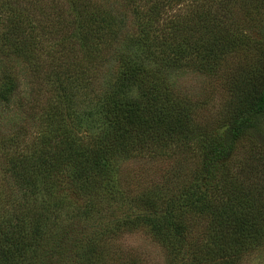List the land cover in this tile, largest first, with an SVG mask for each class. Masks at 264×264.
Masks as SVG:
<instances>
[{
    "label": "trees",
    "instance_id": "16d2710c",
    "mask_svg": "<svg viewBox=\"0 0 264 264\" xmlns=\"http://www.w3.org/2000/svg\"><path fill=\"white\" fill-rule=\"evenodd\" d=\"M126 3L124 31L104 0H0V104L20 87L11 57L32 78L23 120L0 135V264H50L56 229L92 218L96 201L123 203L121 163L174 149L193 152L196 173L165 195L128 197L122 222L86 237L69 264H141L104 249L133 230L167 264H240L264 249V0ZM182 71L225 91L214 127L172 86Z\"/></svg>",
    "mask_w": 264,
    "mask_h": 264
},
{
    "label": "rangeland",
    "instance_id": "374dc122",
    "mask_svg": "<svg viewBox=\"0 0 264 264\" xmlns=\"http://www.w3.org/2000/svg\"><path fill=\"white\" fill-rule=\"evenodd\" d=\"M112 2L113 0H104L105 5L113 4ZM114 3L110 5V8L114 10L112 13L117 19H123L124 23L121 22V24H124L125 28L122 30H128L135 20L133 13L131 14L126 9L128 7L126 0H114ZM121 11L125 14V17H123ZM176 11L179 12V9H176ZM45 35L46 37L48 36L47 34ZM49 38H52V36ZM56 41L45 43L44 47L48 46L57 50ZM7 62V65L12 66V73L16 75L20 87L14 98L5 105L0 104V135H6V132L9 130L11 132L13 127L21 123L24 116V112L21 109L25 108H22L19 104L21 102L25 103L32 87V78L27 75L26 64L12 57ZM170 80L174 89L188 96L195 105L196 112H194V117L196 118L197 114V119L208 121L214 127L218 118L221 117L220 109L227 98L225 91L217 85L218 82L196 76L188 71L176 73L171 76ZM45 88L44 83L40 84V93H43ZM82 134L85 135L86 131L83 130ZM174 150L165 158H144L128 161L124 164L121 163L117 174L123 182H119L121 191H116L118 195L115 196L123 197V203L118 198L114 199V196L113 198H107L106 202H110V204L96 201L94 205H96L95 208H98L99 211H96V214L92 218L85 221H81V219H78V221H68L63 224L64 226L60 230L59 228L56 229L53 232V238L55 239L48 245L47 254L49 253L50 264H69L73 251L86 237L94 236L95 233L103 229L105 224L114 222L117 225L121 223L124 217L122 213L127 211L129 207L127 205L128 197L131 196L132 200L136 195L155 193L157 191L160 193L159 195H165L167 189L179 188L183 184L182 181L184 179L191 178L196 173V162L193 158V152L188 150L185 153L180 150V153L177 149V153H175ZM183 158H185V161H183ZM0 160H2L1 156ZM1 169L0 190L3 197L6 198L9 195L10 184ZM69 190L71 192L72 188ZM13 196H18L16 190L12 192L11 197L14 198ZM72 197L77 198L74 191ZM43 199H45L44 196ZM69 201L70 203L73 202L72 200ZM109 239H106L107 243L104 249L106 252L115 253L111 255H117L122 252V254H127L126 257L130 260L133 257L134 260L131 262L140 259L141 264H167L163 248L142 230L125 231L121 235L117 234L113 239ZM107 262L110 264L109 260ZM240 264H264V249L256 251L251 256L242 260Z\"/></svg>",
    "mask_w": 264,
    "mask_h": 264
}]
</instances>
